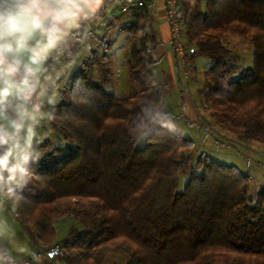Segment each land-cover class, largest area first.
Returning <instances> with one entry per match:
<instances>
[{
  "label": "trees",
  "instance_id": "obj_1",
  "mask_svg": "<svg viewBox=\"0 0 264 264\" xmlns=\"http://www.w3.org/2000/svg\"><path fill=\"white\" fill-rule=\"evenodd\" d=\"M178 18L196 49L191 60L213 61L205 99L215 124L264 143V0H179ZM231 36L254 47L253 65L237 80ZM157 50L148 37L132 44L138 89L128 97L93 78L111 62L91 51L47 117L70 146L44 139L24 154L21 181L8 189L15 215L45 246L57 238L55 223L74 217L82 227L62 241L67 264H105L109 249L123 251L125 264H264V185L253 195L250 175L203 157L179 191L194 142L165 123Z\"/></svg>",
  "mask_w": 264,
  "mask_h": 264
},
{
  "label": "rangeland",
  "instance_id": "obj_2",
  "mask_svg": "<svg viewBox=\"0 0 264 264\" xmlns=\"http://www.w3.org/2000/svg\"><path fill=\"white\" fill-rule=\"evenodd\" d=\"M144 9L117 11L113 17L115 19L103 17L96 24H85V31L81 35L83 43L77 41V44L82 46L74 56L72 75L80 71L83 62L90 56L89 47L83 46L84 42H90L98 56L102 57L105 54L111 62L109 73L104 67H99L94 70L93 78L100 82L106 80L104 87L113 91L118 97H128L137 91L138 85L130 77L131 47L127 52H123L122 44L125 41L133 44L140 42L142 37H147L148 20L139 14L142 10L145 11ZM226 44L231 49L232 55L238 56L236 62L238 70L231 78L237 80L246 68L253 65L254 47L249 41L238 36L229 37ZM160 53L159 50L155 53L158 61L153 66V71L162 89V105L167 111L165 123L194 142L190 159L193 170L181 176L179 191L185 189L192 173H200L201 169L197 167V163L203 157H209L217 163L236 166L250 175L252 181L249 191L255 195L264 185V143L260 141L247 143L241 140L237 133L222 130L215 124L212 110L205 99L207 88L205 74L213 66V61L205 56H195L189 64L188 76L185 79L181 69H177L176 62H171L167 54L162 56ZM61 88L62 86L53 96L52 103L54 104L52 105L60 102ZM44 139L51 140L58 147L70 146V142L64 139L48 121L44 122L36 143ZM30 145H32L31 142H28L27 146L6 152L9 154L11 168H16L15 173L7 174L6 170L0 169V176L4 178L0 180L3 192L0 194V264H12L8 257L22 264H67L64 257L69 248H65L62 241L72 228L82 227L74 217L68 216L57 221L55 223L57 238L52 245L45 246L31 237L15 215L17 202L8 189L20 183L21 161ZM9 175H13L14 178L8 180ZM57 243H61L62 257L49 258L46 255L47 250ZM104 258L105 264H125L129 257L123 251L109 249L105 252Z\"/></svg>",
  "mask_w": 264,
  "mask_h": 264
},
{
  "label": "crops",
  "instance_id": "obj_3",
  "mask_svg": "<svg viewBox=\"0 0 264 264\" xmlns=\"http://www.w3.org/2000/svg\"><path fill=\"white\" fill-rule=\"evenodd\" d=\"M37 4L38 9L34 15L39 18L41 27L31 32L22 49L5 54L4 64L0 65V68H6L9 64H15L17 69L10 76L0 75V89L9 87V94L0 97V136L6 140V143L0 144V155L27 146L28 142L32 145L37 142L38 134L42 132L44 122L54 106L53 96L60 86L63 88L74 76L71 68L74 56L82 46L77 41L82 42L85 22L93 25L103 17L113 18L118 7L115 0H37ZM66 7L74 15L55 20V15ZM144 8L145 11L139 14L148 20L146 35L149 45L157 46L162 56L167 54L171 62H176L178 69L166 0H150ZM53 27L58 29L55 33L58 37L56 45L45 50ZM11 42L15 48L14 39ZM84 45L89 47L91 54L93 44L84 42ZM131 46L130 41H125L122 44L123 52H127ZM36 52L40 56L33 63ZM27 68L33 71L29 73ZM10 168L11 163H8L7 168L1 170H6L8 174Z\"/></svg>",
  "mask_w": 264,
  "mask_h": 264
},
{
  "label": "clouds",
  "instance_id": "obj_4",
  "mask_svg": "<svg viewBox=\"0 0 264 264\" xmlns=\"http://www.w3.org/2000/svg\"><path fill=\"white\" fill-rule=\"evenodd\" d=\"M72 7H75L73 5ZM38 9L37 0H0V65L4 64L5 54L19 51L25 45V41L28 39L31 32L41 27L40 20L34 15V12ZM69 8L58 12L54 19L57 21L69 18L73 16ZM58 31L53 27L50 31L46 49L55 47L58 37L55 33ZM11 39H14L15 48ZM40 53L36 52L33 56V63H36L39 59ZM15 64H9L6 68H0V75L10 76L16 72ZM27 71L31 73L33 70L27 68ZM25 86L27 80L24 81ZM9 94V87L0 89V97H5ZM6 143L3 136H0V144ZM9 163V154L0 155V169L7 168ZM10 173H15L16 168L8 169ZM13 175H9L8 180H12ZM3 176H0V180H3Z\"/></svg>",
  "mask_w": 264,
  "mask_h": 264
},
{
  "label": "built area",
  "instance_id": "obj_5",
  "mask_svg": "<svg viewBox=\"0 0 264 264\" xmlns=\"http://www.w3.org/2000/svg\"><path fill=\"white\" fill-rule=\"evenodd\" d=\"M118 4L117 11L125 12L146 7L150 0H115ZM166 10L169 24L172 31V40L178 62L179 69L183 72L185 79L188 76V68L193 54L196 52L194 46L188 44L183 38L181 23L179 22V0H166ZM0 184V194H2ZM49 258L56 259L62 257L63 250L60 244H55L47 250Z\"/></svg>",
  "mask_w": 264,
  "mask_h": 264
}]
</instances>
